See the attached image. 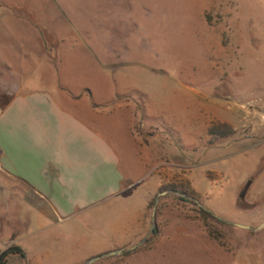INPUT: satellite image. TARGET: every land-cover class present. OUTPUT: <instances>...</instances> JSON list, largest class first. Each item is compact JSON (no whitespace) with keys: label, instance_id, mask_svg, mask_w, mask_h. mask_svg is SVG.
<instances>
[{"label":"rangeland","instance_id":"374dc122","mask_svg":"<svg viewBox=\"0 0 264 264\" xmlns=\"http://www.w3.org/2000/svg\"><path fill=\"white\" fill-rule=\"evenodd\" d=\"M72 86L115 118L125 182L43 226L7 192L0 250L15 239L28 264H264V0H0V111ZM215 126L234 134L212 143Z\"/></svg>","mask_w":264,"mask_h":264},{"label":"crops","instance_id":"0c3cea01","mask_svg":"<svg viewBox=\"0 0 264 264\" xmlns=\"http://www.w3.org/2000/svg\"><path fill=\"white\" fill-rule=\"evenodd\" d=\"M94 100L92 90L77 86L12 97L0 111V202L11 191L13 207L35 210L43 226L71 220L120 192L117 123ZM12 245L15 239L0 253ZM21 260L29 262L26 254Z\"/></svg>","mask_w":264,"mask_h":264},{"label":"trees","instance_id":"16d2710c","mask_svg":"<svg viewBox=\"0 0 264 264\" xmlns=\"http://www.w3.org/2000/svg\"><path fill=\"white\" fill-rule=\"evenodd\" d=\"M7 106V105H6ZM4 106L2 108V110L6 107ZM210 137H212V143L213 142H218V141H222V140H226L229 139L230 136H232L234 134L233 130L230 129L227 126H215L210 130ZM199 215L201 216V218L203 219V221H207L209 219H214V216L212 213L200 209L199 210ZM215 220V219H214ZM156 230L153 232V234H156ZM209 235L211 237H213L214 239L217 238H222L221 235L219 234H215L213 231L209 232ZM13 256H20L21 258H25V253L17 246H9L8 248H6L3 252L0 253V264H8V260L9 258L13 257Z\"/></svg>","mask_w":264,"mask_h":264},{"label":"water","instance_id":"95a60500","mask_svg":"<svg viewBox=\"0 0 264 264\" xmlns=\"http://www.w3.org/2000/svg\"><path fill=\"white\" fill-rule=\"evenodd\" d=\"M166 193H162L160 196H164ZM155 220H154V226H153V229H152V233L155 231ZM235 227H237V228H241V229H244V230H250V228L249 227H244V226H239V225H235ZM98 260H100V258L99 259H97V261ZM94 262H96V261H94Z\"/></svg>","mask_w":264,"mask_h":264}]
</instances>
